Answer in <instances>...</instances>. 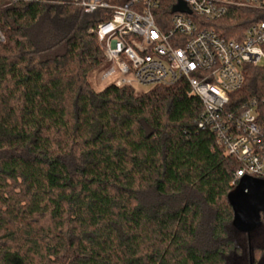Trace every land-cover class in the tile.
<instances>
[{
	"label": "trees",
	"instance_id": "16d2710c",
	"mask_svg": "<svg viewBox=\"0 0 264 264\" xmlns=\"http://www.w3.org/2000/svg\"><path fill=\"white\" fill-rule=\"evenodd\" d=\"M102 13L73 0H0V264H264L229 204L237 161L197 120L185 80L95 91ZM264 19L233 10V37ZM264 96L246 66L233 98Z\"/></svg>",
	"mask_w": 264,
	"mask_h": 264
},
{
	"label": "built area",
	"instance_id": "2783aa9c",
	"mask_svg": "<svg viewBox=\"0 0 264 264\" xmlns=\"http://www.w3.org/2000/svg\"><path fill=\"white\" fill-rule=\"evenodd\" d=\"M9 3L37 0H6ZM182 2L187 11H174ZM85 13H102L96 34L115 86H174L185 80L203 111L196 124L239 164L231 186L243 177L264 180V96L239 102L245 67L264 60V19L233 37L220 33L231 11L254 10L264 0H73ZM0 40L3 37L0 33ZM264 69V67H261Z\"/></svg>",
	"mask_w": 264,
	"mask_h": 264
},
{
	"label": "water",
	"instance_id": "95a60500",
	"mask_svg": "<svg viewBox=\"0 0 264 264\" xmlns=\"http://www.w3.org/2000/svg\"><path fill=\"white\" fill-rule=\"evenodd\" d=\"M174 11H187L180 2ZM229 204L233 211V226L241 233L250 235L261 224L264 213V180L243 177L230 191Z\"/></svg>",
	"mask_w": 264,
	"mask_h": 264
},
{
	"label": "rangeland",
	"instance_id": "374dc122",
	"mask_svg": "<svg viewBox=\"0 0 264 264\" xmlns=\"http://www.w3.org/2000/svg\"><path fill=\"white\" fill-rule=\"evenodd\" d=\"M259 65L261 67H264V60H262ZM108 68L107 64H103L101 66H99L90 76V83L92 88L99 92L102 91L103 89H105L107 86L114 84L119 78H120V74H115L105 80L101 79V73L103 71H105ZM135 89L137 91H148L151 88L150 87H143V86H135Z\"/></svg>",
	"mask_w": 264,
	"mask_h": 264
}]
</instances>
